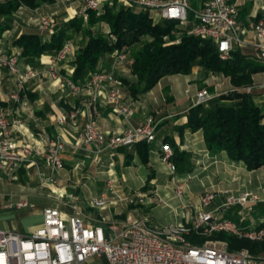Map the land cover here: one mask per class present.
Wrapping results in <instances>:
<instances>
[{"label": "built area", "instance_id": "2783aa9c", "mask_svg": "<svg viewBox=\"0 0 264 264\" xmlns=\"http://www.w3.org/2000/svg\"><path fill=\"white\" fill-rule=\"evenodd\" d=\"M82 1L84 7L75 15L86 19L90 10L100 14L106 6H123L136 8L137 11H149L163 21L178 22V25L186 27L189 35L215 42L222 59H228L236 46L244 43L241 34L245 29L237 20L238 9L228 0H206L198 9L192 8L191 0ZM55 26L53 20L44 18L39 29L53 31ZM106 33L108 39L117 41L111 29ZM254 33V49L264 59V20L255 26ZM74 48V40L68 38L58 53L48 58V71L52 77L69 89L70 94L80 98L79 106L56 119L59 126L69 123L77 125L73 147L88 148L99 154L105 150L114 152L119 148H133L141 141L153 143L158 130V123L153 119L122 132H108L98 125L96 118L100 109L99 88L111 78L112 70L93 71L88 79L78 82L73 81L70 75H61L60 63L68 59ZM129 53L128 46H123L111 55L116 63H121ZM0 66L8 67L17 76L10 99L22 109H29L26 84L38 75V68L27 66L21 71L17 54L1 53ZM109 82L113 87H109L105 94V104L112 106L118 116L128 118L133 111L122 101L119 80ZM246 90L248 93L252 91L251 88ZM212 98L213 95L203 91L196 99V104H204ZM17 107L0 105V169L14 174L23 165L34 166L42 185H54L65 168L63 155L66 141L60 133L49 134L41 127L40 117L30 111L29 116L39 129L41 141L37 144H16L12 137L13 128L23 125L21 117L15 116L19 112ZM79 114L86 120L82 126L70 121L75 120ZM160 156L171 175V182L176 183L177 196L184 198L185 181L178 177L174 150L169 143L161 145ZM143 196L145 194L141 191L121 189L117 179L111 176L106 181V189L100 195L90 197V204L105 210L117 203L136 205L143 201ZM220 196L223 200L217 203ZM157 201L166 203L161 196H158ZM60 202L70 211H64L59 205L46 207L43 211V223L26 235L0 228V264H84L100 255H105L110 264H264V257L255 256L248 249L231 251L225 242L207 240L203 245H196L189 239L194 233L208 236L213 232L225 231L238 238L264 241V221L257 227L247 228L224 217V212L228 209L241 207L252 211L255 205L264 203V187L256 192L208 191L200 196L190 218L186 214L185 221H176L165 226H160L149 218L128 217L123 221H112L107 215L91 223L86 220L76 198ZM16 206L24 208L29 203L26 199H21L16 202ZM185 207L182 203V208Z\"/></svg>", "mask_w": 264, "mask_h": 264}, {"label": "crops", "instance_id": "0c3cea01", "mask_svg": "<svg viewBox=\"0 0 264 264\" xmlns=\"http://www.w3.org/2000/svg\"><path fill=\"white\" fill-rule=\"evenodd\" d=\"M206 0H194L192 8L198 9L202 2ZM137 11L136 8H131ZM262 13V12H261ZM264 13V12H263ZM262 13V14H263ZM245 14L243 17L242 15ZM256 11L246 6L242 8L239 15V21L245 26V33L241 34L244 43L239 48L246 55L258 56L253 45V33L249 29L253 20L256 19ZM154 22H162L163 20L156 14L152 13ZM157 17L158 20H155ZM107 29L110 26L106 23ZM58 26L56 25L55 31ZM90 24L87 27L90 28ZM185 27V26H183ZM98 30L97 25L92 27ZM37 27L19 28L13 36L6 37L5 48L8 52H21V48L14 46L15 38L25 31H37ZM53 31L41 33L44 41L51 39ZM99 31V30H98ZM103 33V31H101ZM247 32V34H246ZM82 32H80L81 34ZM83 35L80 39L78 47L81 45ZM104 34V33H103ZM77 33H71L73 40H76ZM106 36V35H104ZM7 40V41H6ZM75 44V41H74ZM51 55H42L34 62L28 61L26 58L20 59V67L23 70L27 66H33L43 71V75L34 79L26 85V95L29 100V109H22L19 105L10 99V93L15 88L17 76L11 75L4 70L0 75V105L17 107L20 113H16V117L20 115L23 125L14 126L12 133L13 140L16 144L21 145L25 142L39 143L41 137L38 135V128L29 118L30 111H33L41 119V127L49 134L56 135L60 133L66 141V151L63 155L65 168L60 178L54 185H42L37 177L36 168L34 166L23 165L14 174L6 173L0 169V228L26 235L41 225L44 221L43 211L46 207L59 205L64 211H70L60 201L69 198H76L84 212L86 220L95 223L101 216L107 215L112 221L125 220L124 213L119 214L114 207L107 210H100L90 204V197L100 195L106 189V181L109 177L114 176L118 185L125 191H143L149 197L148 205L139 204V210L131 208L133 218H149L154 223L165 226L176 221H185L186 214L190 218L193 214V208L198 204V199L203 192L202 188L209 184L211 175H215L214 170H226L229 176L224 182L218 185L223 190H233L239 192L241 190H256L264 185V168L248 170L241 161H232L226 152L212 155L206 147L203 132H192L186 128L178 129L188 120V112L190 108L196 105L194 85L189 83L193 78L192 75H206L209 71L201 66H194L190 75H168L163 77L160 82L150 91L140 94L135 98V114L132 117L125 118L118 116L112 106L106 105L102 93L100 94V109L97 121L101 128L112 131L122 132L131 127H137L144 122L147 117L153 115L158 123L156 140L151 143L152 149L149 155V163L145 164L133 148H119L116 151L105 150L96 154L88 148L73 147L78 127L71 123L59 126L56 119L60 115H64L71 111L74 107L80 105V98L72 96L68 90H61L59 86L53 84L52 78L46 74L48 69V58ZM75 56L69 57L66 61L60 63L61 75H72L74 66L72 64ZM259 57V56H258ZM101 69H108L112 64L111 53H106L102 58ZM110 69V68H109ZM100 70V69H99ZM264 74L260 72L259 74ZM91 72L85 78L88 79ZM133 76V75H132ZM254 76V77H255ZM135 77V76H133ZM83 80V81H85ZM172 81L181 82L180 86H176V94L170 102L162 94L166 91V87L173 86ZM253 94L254 101L261 107H264V80L258 83ZM172 88V87H171ZM172 90V89H171ZM175 94V93H174ZM219 99L213 100L212 105ZM219 102L230 104L229 101ZM152 111V113H151ZM84 120L79 117L78 126H82ZM166 139H173L180 150L189 153V164L184 170L178 171V177L181 181H188V187L185 189L184 198L180 199L175 196V186L170 182L165 164L160 157V149ZM168 143V142H167ZM131 154L133 159L129 165L126 164L127 155ZM153 175L151 180L149 176ZM234 176V177H233ZM233 177L232 179H229ZM208 178V179H207ZM149 181V182H148ZM157 190L166 199V204H158L154 191ZM40 198V200H39ZM26 199L29 206L18 208L16 202ZM223 197H219L217 203H220ZM186 205L182 208L180 205ZM171 207L173 219L162 221L157 208ZM166 205V206H165ZM180 206V207H179ZM191 209V210H190ZM130 211V212H131ZM224 217L247 228L259 226L264 221V203L254 206L252 211H247L241 207H234L224 212ZM218 241V240H215ZM221 242H225L223 240ZM230 245V244H229ZM227 243V247L230 246ZM84 264H110L105 255L91 258Z\"/></svg>", "mask_w": 264, "mask_h": 264}, {"label": "trees", "instance_id": "16d2710c", "mask_svg": "<svg viewBox=\"0 0 264 264\" xmlns=\"http://www.w3.org/2000/svg\"><path fill=\"white\" fill-rule=\"evenodd\" d=\"M56 0H0V36L12 27V12L26 4L37 7ZM5 20H1V17ZM243 17L245 14L242 15ZM90 28H84L83 19H73L52 32L51 39L44 41L41 33L49 31H25L15 38L13 45L21 48V57L34 62L42 55H56L63 47L71 33L85 29L81 45L72 64L74 72L71 79L83 81L90 72L100 69L102 58L117 48L131 46L139 41L142 45L134 52L131 71L137 76L136 82L124 81L136 96L153 88L158 81L167 75L192 72L198 65L208 71L223 73L231 78L235 87L240 89L229 94L230 104L215 102L206 107L204 104L192 106L188 120L178 129L202 131L207 149L212 155L226 152L232 161H241L249 170L264 167V107L259 106L253 95L241 87L251 84L254 74L264 72V59L246 55L241 49H234L228 59H222L215 42L202 39L187 33L186 27H179L178 22L164 20L154 22L152 13L146 10L134 11L126 7L106 6L98 14L90 10L88 16ZM193 18V14L190 13ZM106 22L117 41H111L102 32L92 27L98 22ZM183 30L181 41L166 44V36L174 37L173 30ZM174 150V161L177 170L182 171L189 164V153L180 150L173 139H166ZM135 152L143 163H149L152 144L141 141L134 146ZM133 157L127 155L129 165ZM153 175L149 176L151 180ZM149 182V181H148ZM228 241L231 249H238L249 239L238 238L226 232H213L209 236L193 234L189 239L196 244L207 239ZM255 254L264 252V243L259 246H248Z\"/></svg>", "mask_w": 264, "mask_h": 264}, {"label": "rangeland", "instance_id": "374dc122", "mask_svg": "<svg viewBox=\"0 0 264 264\" xmlns=\"http://www.w3.org/2000/svg\"><path fill=\"white\" fill-rule=\"evenodd\" d=\"M228 1L230 3H232V4H234L237 7V9H238L237 20L242 25L243 29H245V30H246L245 26L239 21V15H240L241 9L242 8H245L246 6H248L250 8H253L256 11L257 17H256L255 20H253V23L251 24V26L249 28L251 30V32L253 33V39H254L253 43H254L255 42L254 28H255V26L261 20H264V13H263L264 12V0H228ZM192 2H194V0H191V4H193ZM83 7H84V2L82 0H56L55 2H52V3H44V4H41V5L37 6V7H31V6H28L26 4H23V5L19 6L17 10H15V11L12 12V15H11V18H12V22H11L12 23V27L10 29L4 31L2 33V35L0 36V53L1 54H4V55L17 54L18 57L21 59L22 58L21 57V52L20 53H18V52H8L6 50L5 44H4L5 43V40H3V39L6 36L7 37L13 36L14 33L19 28H22V27L29 26V27H37L39 29V26L42 24L44 18H49V19H51V21L53 20L54 23H56V25L57 24L58 25H64L65 23H68L70 20H73V19H76V18H79V19L82 18L83 21H84V23H85L84 26L87 27V24L89 23L88 22V18L89 17L86 19L84 17H79L78 15H75L77 13V11H81ZM1 20L2 21L5 20V17L2 16L1 17ZM155 20H158L157 17H155ZM96 25L98 27V30L100 32L103 31V33H104L103 35H106L105 37H107L108 35H107L106 32H107L108 29L105 30L107 28L106 22L100 21ZM179 27H182V25H179ZM84 30L85 29H83L82 31H80V32H82L81 34H80V32H74V34L77 33L76 40L74 39V41H75V48L70 53L69 57H72V56L76 55V52L79 49V47L77 46V44L79 45V43H80V39L78 37H80L81 35H83V31ZM182 32H183V30H179V29L173 30V34H174V37L175 38H173L172 36H167V37L164 38L165 43L166 44H170V43H173V42H175V43L180 42L181 41V38H182ZM246 34H247V32H246ZM141 43L142 42L139 41V42H137V43H135V44H133L131 46H128V49H129V52L130 53L128 54V57L123 62L116 63L115 60H114V58H112V60H111L112 61V64H111L110 67H108V69L110 68L112 70L111 71L112 76H111V78L109 80H107L108 82L107 81L106 82H103L102 85L99 88V90H100L99 91L100 92L99 94L102 93L103 99H104L105 94H106L108 88L109 87H113V84L111 82H109V81H112V80H115V79L119 80L120 87H121V91H122V101L124 103H126L129 106V108L132 109V111H133L132 114L129 117H132L135 114V111H136L135 103H134L135 102V98H137L138 95L143 94V93H139V94H137L135 96L131 92V90L129 89V86L124 81V79H127L130 82H136L137 81V76L132 73L131 66H132V63H133V60H134V52H135V50L137 48H139L142 45ZM196 66H198V65H196ZM4 70L8 71L11 75H15L14 73L11 72V70L8 67H4V66H0V75L3 74ZM20 70L21 71H24L25 68L22 70L21 67H20ZM100 70H101V68H100ZM1 71H3V72H1ZM37 71H38V75L35 78L30 79L29 82L32 81V80H34V79L39 78L40 75H43V71H41L40 69H37ZM192 71H193V69H192ZM45 72H46V74L48 75L49 78H52L53 84L55 86H59L61 90H63V91L64 90H68V92H69V89H67L65 86H62L61 82L57 81L55 78L52 77V75L48 71V69ZM191 73H188V74L176 73V74L190 75ZM256 74H258V73H256ZM256 74L253 75V77H252L253 82L251 84H248V85H245V86L241 87L243 89L251 88L252 91L250 93L252 95L255 92L256 86H259L258 83L261 82V80L262 81L264 80V74L261 73L258 76H255ZM132 75L135 76V77H133ZM170 75H175V74H170ZM192 76L193 77H195V76L197 77L195 79L193 78L189 82V83H191V84L194 85V89H195V91H194L195 92V99H197L198 96H199V94L202 93L203 91L204 92L206 91V93H208L209 95H213L214 96V98H212L210 101L204 103V105L206 107L211 106L212 105L211 102L213 100H216L217 98L219 99V101L220 100H222V101H229L231 103L232 100L229 99V94L232 93L235 90L240 89L239 87H235V85L231 81V78L229 76L223 74V73L209 71V73H207L206 75H202L201 76V74H199V75H192ZM160 80L158 81V83L160 82ZM181 82H179V81H176V82L172 81V85L173 86L166 87V91L164 92V94H162L164 96V98L166 99L165 102H170V101L173 100L174 95H177L176 94V88L175 87L178 85L181 88V84H180ZM153 88H151L150 90H152ZM71 95L72 96H75V97H78V96L73 95V94H71ZM99 99H100V96H99ZM19 113H20V111H19ZM68 113H70V111ZM151 113H152V111H151ZM18 116L20 117V115H18ZM79 117H81L84 120V123L86 122L85 118L81 114H79L78 117L75 120L70 119V121L72 123L75 121V123L77 124V120H78ZM29 118H30V116H29ZM148 119H153L154 122L157 123V120L155 119V117L153 115L147 117V119L145 121H147ZM96 120H97V118H96ZM97 123H98V121H97ZM98 125H99V123H98ZM103 130H105V129H103ZM105 131H108V130H105ZM108 132H112V131H108ZM261 168H264V167H260V168H257V169H261ZM166 169H167V167H166ZM253 170H255V169H253ZM167 172H168V170H167ZM214 172H215V175H211L210 174V177H212L214 179H212V180L210 179L209 184H206L205 187L202 188L203 189L202 190L203 192L201 193V196L203 194H205L206 192H208V191H212V190H216V191L223 190V189L218 188V185L221 183V181L222 182L225 181L224 178H226V176L227 177L229 176L228 171H226V170L225 171L224 170H218V171L217 170H214ZM168 174H169V172H168ZM168 177H169V180L171 182V175L169 174ZM233 177H231L229 179H232ZM188 183H189L188 181H185L184 182L185 189H187ZM173 184H174V186L176 188V183H173ZM263 187H264V185L261 186V187H259L256 190L246 189V190H241L239 192H234L233 190H231V192H234V193H241V192H246V191L256 192V191L261 190ZM141 192L143 194H145L143 191H141ZM154 193H155V196L157 198L156 200H158V196L163 197L159 193V191H157V190H155ZM175 196L177 198H179L177 196V194H176V191H175ZM148 198L149 197L147 196V194H145V196H143V201L140 202V203H138V204H136V205H127V204H122L121 205L120 203H117L116 205L112 204L107 209H110V208L114 207L116 209V211L119 212L120 215H122L124 213H127V215H125V219H127L128 217H133V215L134 216L136 215V213H134V210H133V212L131 211L132 210L131 208L133 207V208H135V210L137 209L136 211H138L140 209L139 208V204L148 205V203H147V199ZM39 200H40V198H39ZM198 202H199V199H198ZM157 203L158 204H162V203H159L158 201H157ZM164 204H166V203H164ZM164 204H162V205H164ZM162 205L159 206V208H157V210H156L160 214V217H161L162 221L166 222V220L169 221V219L170 220L173 219V214H172V211L173 210L171 209V207L165 205L166 207H163L162 208ZM180 206L182 207V205H180ZM107 209H105V210H107ZM235 222H238V221H235ZM219 232H225V231H219ZM226 233H228V232H226ZM228 234H230V233H228ZM230 235H232V234H230ZM245 239H248V238H245ZM207 240L223 241V239H215V238H213V239H207ZM207 240H205L203 243H199V244L194 243V244H196V245H203V244H205L207 242ZM226 243H228V241H226ZM263 243H264V241H256V240H250V239H249V241L246 242V244L248 246H259V247H261L263 245ZM228 245H229V243H228ZM247 245L244 244L242 247H240L238 249L245 248V249H248V250L251 251V249L249 247H247ZM228 249L231 250V251L238 250V249H231V246ZM251 253H253V252L251 251ZM253 254L255 256L264 257V252H260L258 254L253 253Z\"/></svg>", "mask_w": 264, "mask_h": 264}]
</instances>
